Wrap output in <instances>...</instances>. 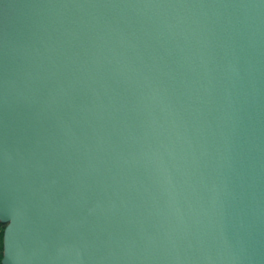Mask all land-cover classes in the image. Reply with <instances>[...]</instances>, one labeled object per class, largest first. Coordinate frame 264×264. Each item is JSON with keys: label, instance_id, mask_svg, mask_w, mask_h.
Instances as JSON below:
<instances>
[{"label": "water", "instance_id": "95a60500", "mask_svg": "<svg viewBox=\"0 0 264 264\" xmlns=\"http://www.w3.org/2000/svg\"><path fill=\"white\" fill-rule=\"evenodd\" d=\"M4 264H264V0H0Z\"/></svg>", "mask_w": 264, "mask_h": 264}, {"label": "trees", "instance_id": "16d2710c", "mask_svg": "<svg viewBox=\"0 0 264 264\" xmlns=\"http://www.w3.org/2000/svg\"><path fill=\"white\" fill-rule=\"evenodd\" d=\"M5 224L0 222V255H3V236H4Z\"/></svg>", "mask_w": 264, "mask_h": 264}, {"label": "clouds", "instance_id": "9594fccd", "mask_svg": "<svg viewBox=\"0 0 264 264\" xmlns=\"http://www.w3.org/2000/svg\"><path fill=\"white\" fill-rule=\"evenodd\" d=\"M0 264H4L3 256L0 255Z\"/></svg>", "mask_w": 264, "mask_h": 264}]
</instances>
